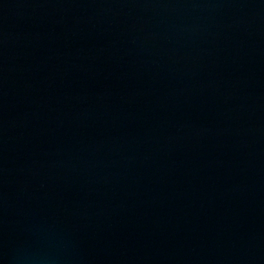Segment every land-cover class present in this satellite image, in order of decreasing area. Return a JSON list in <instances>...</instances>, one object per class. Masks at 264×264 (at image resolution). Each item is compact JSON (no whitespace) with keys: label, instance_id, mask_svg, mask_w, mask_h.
I'll return each mask as SVG.
<instances>
[{"label":"water","instance_id":"water-1","mask_svg":"<svg viewBox=\"0 0 264 264\" xmlns=\"http://www.w3.org/2000/svg\"><path fill=\"white\" fill-rule=\"evenodd\" d=\"M0 264H264V0H0Z\"/></svg>","mask_w":264,"mask_h":264}]
</instances>
